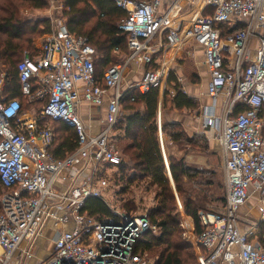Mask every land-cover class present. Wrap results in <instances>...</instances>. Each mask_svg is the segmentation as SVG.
<instances>
[{"label":"built area","instance_id":"2783aa9c","mask_svg":"<svg viewBox=\"0 0 264 264\" xmlns=\"http://www.w3.org/2000/svg\"><path fill=\"white\" fill-rule=\"evenodd\" d=\"M112 1L126 12L118 29L128 55L101 77L94 48L71 34L62 17L51 20L37 54H26L16 68L22 98L40 103L38 109L23 111L20 100L5 98L0 67V183L7 190L0 197V264L22 243L31 246L46 223L56 236L41 264H150L135 254V243L158 228L147 214L108 204L104 171L123 161L114 145L122 97L162 90L170 73L167 54L186 42L200 48L207 70L211 106L204 108L203 126L216 134L225 188L223 208L200 216L196 264H264V0ZM48 2L50 10H64L60 0ZM81 104L105 105L100 132L86 129ZM49 121L76 135V149L63 159L50 154L55 132ZM160 145L163 151L162 138ZM164 162L170 178L165 156ZM89 198L103 200L113 217L99 221L81 213ZM244 206L256 211L257 223L240 214Z\"/></svg>","mask_w":264,"mask_h":264},{"label":"trees","instance_id":"16d2710c","mask_svg":"<svg viewBox=\"0 0 264 264\" xmlns=\"http://www.w3.org/2000/svg\"><path fill=\"white\" fill-rule=\"evenodd\" d=\"M60 1L64 10L58 13V17L64 18L71 34L87 38L96 53V75L101 77L108 68L117 65L114 63L113 54L128 53L125 34L118 29L119 23L126 18V12L119 9L112 0ZM24 2L30 3V7L34 10H43L48 6V0H0V67L6 73L4 96L6 99H18L20 102L26 100L21 96L16 68L23 59V54L29 53L27 50L30 49L32 40L29 36H25L23 27L26 25L22 24L17 16L20 8V4L17 3ZM49 23L48 20H44L41 22L44 28L38 30L32 26L30 31L48 34L51 27ZM167 85L172 86L175 94L171 95L165 91L161 100L157 89H152L146 94L132 90L122 97L121 111L125 110L127 114L121 116L120 112L114 131L122 132V138L127 142L123 151L128 153L132 165L130 168L125 163L118 166L121 175L117 183L120 181L123 183L122 193H126L133 184H145L147 188L154 187L156 207L148 212L147 217L150 224L158 228L159 235L152 231L142 234L135 243V254L141 256L146 252L151 253L153 257L155 256L153 264H196L197 258L191 244L179 236L181 226L172 187L181 200L185 215L192 221L193 234L196 238L199 237L202 233L199 213L206 211L204 203H207V198L191 187L186 188V184L197 181L201 172L187 165L184 157L178 160L170 156L166 158L159 143L162 138L158 136L159 130L163 138L167 137L178 145L179 151H182V148L198 147L199 143L187 137L179 123H165L162 115L160 127L157 122L158 110L166 109L167 105H170L168 110L171 111L194 110L196 102L182 91L174 73H169ZM21 105L23 108L22 103ZM37 105L40 107V103L34 106ZM26 106L31 105L26 102ZM47 123L52 126L58 125L56 131L54 130L55 139L50 154L55 158L63 159L76 149V135L61 122ZM203 181L205 187L211 185L210 181ZM199 184L203 182H198L197 185ZM6 191L0 183V197ZM211 201L219 203L222 208L224 206V197L221 195L212 198ZM122 207L127 211L135 208L134 203L130 201L124 203ZM81 213L99 221L113 217L107 204L97 198L87 199ZM262 231L264 232V226Z\"/></svg>","mask_w":264,"mask_h":264},{"label":"rangeland","instance_id":"374dc122","mask_svg":"<svg viewBox=\"0 0 264 264\" xmlns=\"http://www.w3.org/2000/svg\"><path fill=\"white\" fill-rule=\"evenodd\" d=\"M17 4H20L17 16L19 20L22 21V24L26 25L23 27L25 32L24 34L25 36H29V38L32 39L30 49L27 50L29 51V53H24L23 57L26 54H30L31 56L36 55L38 49L41 46V43L46 38L47 34L33 33L30 31L31 27L35 26L38 30L40 28H44V25L41 24V22L44 20H48L49 22H51V20H54L55 17L59 16L58 13L61 12V10H50L49 2L47 8L43 10H34L30 7V3L27 2ZM55 5L57 7L58 3ZM127 55L128 54H125L123 52L113 54L115 58L114 63H122ZM201 55L202 53L201 51H199L198 47L191 42H186L182 44L174 53L169 52V54H167L168 57L171 56L169 65L170 72L175 74L177 83L180 85L182 91L187 96H191V98L194 99V101L196 102V108L194 110L171 111L168 110V108H170V105H167L166 109L162 111L158 110L157 117L158 127L161 126L162 115L165 123H179L181 128L185 131L186 136L194 139V141H197L199 143L198 147L182 148V151H179V147L176 143H172L167 137L163 138V136L161 135L163 152L165 153L166 158L170 156L178 160L181 157H184V161L187 165L201 172V174L196 179L197 181L186 184V188L191 187L192 189L196 190V192H200L207 198V203H204L206 204V211L200 212L199 217L203 214L220 211L222 206H220L219 203L211 200L212 198H216L220 195L223 197L225 196L221 151L217 146L216 134L214 130L204 128L203 126L204 108L207 106H211V101L207 97V93L205 91L207 87L205 81L207 78H205V76L203 75ZM158 91L160 98L165 91H168L171 95L175 94V90L172 88V86H169L167 84L162 90ZM26 102L27 101L21 102L23 104V111L32 112L39 107L38 105L37 107L26 106ZM217 105L218 108H220V106L222 105L221 98L217 99ZM125 114H127L126 111L122 110L121 116ZM57 127L58 125L56 124L52 126L55 131ZM114 134V145L122 156V163L127 164L128 168H130L132 163L129 161V155L127 152L123 151L125 146L127 145V142L123 140L122 132L116 131ZM104 175L106 176L107 184L109 187L105 195V200H107L108 204L113 208L119 209L121 212L127 214H148L151 209H154L156 207L154 187L147 188L145 184H133L128 188L126 193H122L121 190L124 185L121 181L117 183V181H119L118 177H120L121 175L119 174V168L107 169L104 171ZM203 180L210 181L211 185L205 187ZM198 182H203V184L197 185ZM172 190L175 197L176 210L179 214L178 218L181 226L179 227V229L181 230L179 236L181 237V239H185L191 244L192 250L196 257V236L193 234L192 221L185 215L182 209L181 200L178 197L175 188L172 187ZM129 201L134 203L135 208H132L133 210L127 211L122 207V205ZM248 201L250 205L256 204L255 197H250ZM240 214L250 219L248 222L249 224L257 223L259 220V215L256 213V211L251 212L248 206L242 207L240 209ZM239 221L244 222L243 219H240ZM185 222L186 224H188V227L185 225ZM239 227H241V223H239ZM154 234L159 235V231H155ZM142 256L150 264H153L155 261V256L153 257L149 252L144 253Z\"/></svg>","mask_w":264,"mask_h":264},{"label":"crops","instance_id":"0c3cea01","mask_svg":"<svg viewBox=\"0 0 264 264\" xmlns=\"http://www.w3.org/2000/svg\"><path fill=\"white\" fill-rule=\"evenodd\" d=\"M198 49L199 51H201L199 47ZM202 66H203L202 68L203 75L205 76V78H207L206 81L205 80L204 81L207 84L208 74H207L206 67L203 64V58H202ZM133 69L136 70L137 66H133ZM139 77H140V74H136L134 79L135 80L139 79ZM159 98H160V95H159ZM161 99L162 97L160 98V100ZM91 112H93L94 114H91ZM105 114H106L105 105H103L100 108L94 109L93 107L87 104H81L80 116L82 117L85 127L89 132L96 134L103 129L104 122H105ZM159 135L160 137H162L160 130H159ZM86 175H87V172L83 174V176H86ZM81 180L82 178H78L77 184H79ZM170 180H171V177H170ZM55 236H56V228L51 223H46V225L42 229L41 235L34 240L31 246L30 244L26 242L22 243L20 248L12 256L11 260H9L8 264H41L47 258L48 254L51 252ZM29 246L31 247V251H30V255L27 256L24 253L28 251ZM1 253L2 252L0 250V254Z\"/></svg>","mask_w":264,"mask_h":264}]
</instances>
